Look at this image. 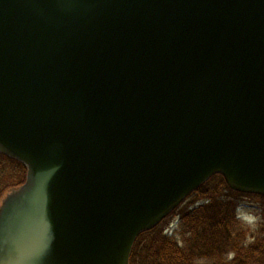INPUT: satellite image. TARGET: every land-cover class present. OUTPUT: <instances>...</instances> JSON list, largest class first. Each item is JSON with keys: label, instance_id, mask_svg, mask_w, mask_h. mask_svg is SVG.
Instances as JSON below:
<instances>
[{"label": "water", "instance_id": "obj_1", "mask_svg": "<svg viewBox=\"0 0 264 264\" xmlns=\"http://www.w3.org/2000/svg\"><path fill=\"white\" fill-rule=\"evenodd\" d=\"M0 264H129L213 175L264 197V0H0Z\"/></svg>", "mask_w": 264, "mask_h": 264}, {"label": "trees", "instance_id": "obj_2", "mask_svg": "<svg viewBox=\"0 0 264 264\" xmlns=\"http://www.w3.org/2000/svg\"><path fill=\"white\" fill-rule=\"evenodd\" d=\"M24 179V167L0 155V201ZM245 198L259 206L244 210ZM129 264H264V197L236 193L215 175L136 239Z\"/></svg>", "mask_w": 264, "mask_h": 264}, {"label": "rangeland", "instance_id": "obj_3", "mask_svg": "<svg viewBox=\"0 0 264 264\" xmlns=\"http://www.w3.org/2000/svg\"><path fill=\"white\" fill-rule=\"evenodd\" d=\"M241 205L244 210L254 209L259 206L258 202L255 200H251L250 198H245L241 201ZM174 218H171L169 222L171 223Z\"/></svg>", "mask_w": 264, "mask_h": 264}]
</instances>
